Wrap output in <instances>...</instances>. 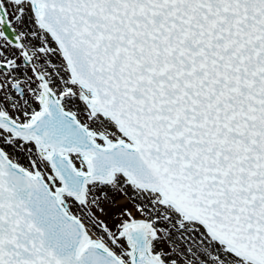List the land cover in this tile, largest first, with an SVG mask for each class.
<instances>
[{
	"label": "snow or ice",
	"instance_id": "snow-or-ice-1",
	"mask_svg": "<svg viewBox=\"0 0 264 264\" xmlns=\"http://www.w3.org/2000/svg\"><path fill=\"white\" fill-rule=\"evenodd\" d=\"M0 264H264V0H0Z\"/></svg>",
	"mask_w": 264,
	"mask_h": 264
}]
</instances>
